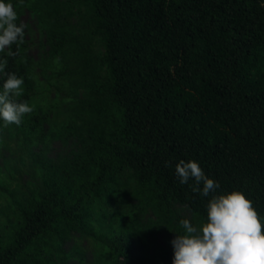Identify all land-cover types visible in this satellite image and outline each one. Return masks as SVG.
<instances>
[{
	"label": "trees",
	"instance_id": "1",
	"mask_svg": "<svg viewBox=\"0 0 264 264\" xmlns=\"http://www.w3.org/2000/svg\"><path fill=\"white\" fill-rule=\"evenodd\" d=\"M5 2L33 111L0 120V264H172L210 199L180 160L264 219V0Z\"/></svg>",
	"mask_w": 264,
	"mask_h": 264
},
{
	"label": "clouds",
	"instance_id": "2",
	"mask_svg": "<svg viewBox=\"0 0 264 264\" xmlns=\"http://www.w3.org/2000/svg\"><path fill=\"white\" fill-rule=\"evenodd\" d=\"M17 19L14 5L0 0V53L13 44H17L18 51L23 43L25 25H17ZM6 54L14 57L17 52L9 50ZM6 65L7 60L0 59V72H4ZM6 77L0 92V120L4 126L20 125L22 117L33 108L15 99L22 95L23 79L15 73H6ZM175 174L181 184L194 181L191 190L210 199L206 220L199 225L180 220L184 232L171 241L172 264H264V219L253 202L236 190L217 194L219 183L207 176L195 160L178 161Z\"/></svg>",
	"mask_w": 264,
	"mask_h": 264
}]
</instances>
